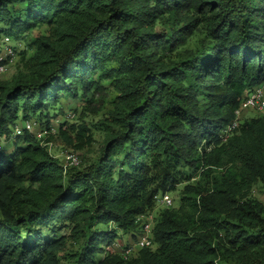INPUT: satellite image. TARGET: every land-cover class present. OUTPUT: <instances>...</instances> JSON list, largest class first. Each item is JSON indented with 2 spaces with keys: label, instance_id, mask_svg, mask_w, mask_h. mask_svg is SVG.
<instances>
[{
  "label": "trees",
  "instance_id": "obj_1",
  "mask_svg": "<svg viewBox=\"0 0 264 264\" xmlns=\"http://www.w3.org/2000/svg\"><path fill=\"white\" fill-rule=\"evenodd\" d=\"M4 37L26 47L0 81V264H264V116L223 140L264 84V0H0ZM78 100L81 121L103 112L102 146L65 169L49 146L92 133L49 109ZM34 117L52 133L15 134ZM181 185L154 250H107Z\"/></svg>",
  "mask_w": 264,
  "mask_h": 264
},
{
  "label": "built area",
  "instance_id": "obj_2",
  "mask_svg": "<svg viewBox=\"0 0 264 264\" xmlns=\"http://www.w3.org/2000/svg\"><path fill=\"white\" fill-rule=\"evenodd\" d=\"M2 45H4V56L0 57V74H3L7 71L8 63L12 62V58L14 56L11 42L8 37H4L2 39ZM252 111L254 113L258 114H264V84L254 88L250 94L244 99L243 103L241 104L240 108L235 112V119L234 121L227 127V130L225 131L223 135V140L225 141L226 138L235 131L238 126L240 125L242 121V115L243 112ZM74 115H69L67 119H73ZM66 119V118H65ZM66 119V120H67ZM37 126V123L35 122H26L24 126L20 129H15L16 135L23 134V131H27L30 134H33L37 139H44L52 133L48 132L46 130H35L34 127ZM51 146V145H50ZM49 146V148H50ZM62 165L65 169L71 168V167H78L80 165V159L78 156V153L73 151H68L63 155V161ZM264 193V191H263ZM254 194V193H253ZM155 205L156 208L153 212L140 216L137 218L136 222L140 225V231L138 235L136 236V239L133 240L131 244H127L125 249L121 248L123 246L115 247V249H111V251H118L125 260H128L130 258H134L138 251L142 249L147 248H153V241H152V231L156 220L155 213L160 208H171L172 200L170 197V194H159L155 197ZM110 250V249H107Z\"/></svg>",
  "mask_w": 264,
  "mask_h": 264
},
{
  "label": "rangeland",
  "instance_id": "obj_3",
  "mask_svg": "<svg viewBox=\"0 0 264 264\" xmlns=\"http://www.w3.org/2000/svg\"><path fill=\"white\" fill-rule=\"evenodd\" d=\"M2 41V40H1ZM0 41V57L4 56V45H2ZM19 43V42H18ZM14 47L16 48V53H14V56L12 58V62L8 63V68L7 71L3 74H0V81H7L10 80L11 77L15 74L16 72V68L18 65V54L25 50L26 44L20 43L19 45H15ZM84 106V103H82L80 100H78L77 102H65L62 101L61 105L59 104L58 106L55 107H51L49 109V119L51 120V124L55 127L57 120L61 121L62 119L66 118L69 115H74L75 117L73 119H67L71 124H77L80 123L81 120H79L80 117V112L82 107ZM103 112H101L99 115L93 116V115H88L85 116L82 119V123H84L87 128L91 131L92 133V137H93V143L91 145V147L88 150H84L82 153H78L79 159H80V165L79 168H83L84 166L88 165L89 163H91L92 161H94L97 156L99 155V149L102 146V132L100 130V126H99V122L102 118ZM264 116V114H258V113H254L252 111H245L243 112L242 115V121L246 120V119H251V118H257V117H261ZM37 117H34L32 120H30L31 122H36ZM22 123L20 121H17L15 128L16 129H20L21 128ZM38 126V124H37ZM35 126L34 129L38 130V127ZM0 147L1 150H11L12 148H14V145H11L10 142H1L0 143ZM69 150H66L64 148H62V146L60 145H51L50 146V154L56 158H58L61 161H63V155L68 152ZM183 185L175 188V190L170 193V197L172 200V205L174 208L178 207L179 205V199H180V193L182 191ZM260 187H257L254 191L253 196L256 198V200L261 201L264 204V193L262 190L258 189ZM111 229H113L114 225L110 226ZM119 234L121 235V239L117 240V242L113 245H111L110 247H108L107 249H117V247L119 246H124L126 244H131L133 242L132 239H130V235L129 233L124 234V232H120ZM119 245V246H117ZM155 249V246L153 247V250Z\"/></svg>",
  "mask_w": 264,
  "mask_h": 264
}]
</instances>
